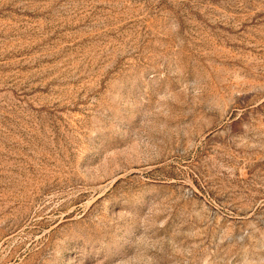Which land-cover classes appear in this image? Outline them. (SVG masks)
I'll use <instances>...</instances> for the list:
<instances>
[{
  "label": "rangeland",
  "instance_id": "374dc122",
  "mask_svg": "<svg viewBox=\"0 0 264 264\" xmlns=\"http://www.w3.org/2000/svg\"><path fill=\"white\" fill-rule=\"evenodd\" d=\"M0 264H264V0H0Z\"/></svg>",
  "mask_w": 264,
  "mask_h": 264
}]
</instances>
